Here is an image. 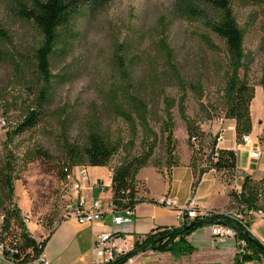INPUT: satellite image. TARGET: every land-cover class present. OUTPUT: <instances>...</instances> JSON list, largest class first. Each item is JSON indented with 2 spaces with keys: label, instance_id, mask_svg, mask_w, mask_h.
Instances as JSON below:
<instances>
[{
  "label": "rangeland",
  "instance_id": "1",
  "mask_svg": "<svg viewBox=\"0 0 264 264\" xmlns=\"http://www.w3.org/2000/svg\"><path fill=\"white\" fill-rule=\"evenodd\" d=\"M174 2L112 0L101 10L82 11L75 20L74 39L70 40L69 49H56L52 61L53 81L48 91L43 121L28 133L8 137L31 108L33 96L40 88L30 74L18 75L14 71L10 57L25 54L41 40L30 24L16 19L6 10L3 0H0V25L11 39L2 48L6 57L0 59V160L7 152L16 158L12 200L21 212L28 235L35 241H43L64 220L69 190L56 177L58 166L66 162L62 146L65 141L84 144L88 126L96 115L100 128L109 132L112 141L121 137L119 143L123 148L117 151L106 167L90 168L83 165L73 168L72 176L85 189L97 178L108 183L110 170L138 157L142 152L141 135L135 140L134 147L126 148L130 141L126 125L105 111L107 92L112 86L123 84L112 65L115 49L121 48L120 56L127 64V73L133 86L132 94L147 101L151 110L149 126L157 135L158 144L148 168L142 171L140 178L154 195L162 192L165 181L150 168L159 173L164 169L169 172L172 162L179 164L189 152L192 156L193 151L198 149V144L189 140L187 135V119L194 121L203 134L200 144L203 159L210 153V146L220 130H223V145L234 146L232 131L228 130L231 124L221 113L222 89L228 71L225 47L210 36L211 43L217 49L212 51L203 39V36L209 37L204 24L183 19L175 10ZM233 11L238 27L245 33V63L250 68V85L255 91L251 104L252 111L257 114L252 119L251 138L254 148L261 152V158L255 161L259 165L251 177L255 178L252 180L253 186L260 188V178L264 177V137L261 133L264 127V94L259 86L264 69V36L261 32L264 8L235 5ZM160 44L166 45L171 65L177 68L183 81L200 85L203 89L201 98L187 91L185 114L175 104L171 110L173 126L171 131L164 133V100L177 98L179 90ZM63 127L67 129L66 135H63ZM168 146L173 148V161L170 164L167 162ZM237 164H243L241 155H238ZM80 168L86 169V178L81 177L78 172ZM196 168L199 170L205 168V165ZM217 176L228 192L235 191L236 185L232 181L227 183L230 181L228 176ZM241 181L243 178H239V185ZM138 183L136 180V188H139ZM194 183L195 178L192 186ZM143 186V182H140V187ZM99 196L103 203L107 201L108 195L105 193ZM225 200L217 198L212 204L221 206ZM231 210H234L232 203L223 213ZM204 227L213 228L212 225ZM188 237L186 244L192 247L187 242ZM0 264L6 263L0 261Z\"/></svg>",
  "mask_w": 264,
  "mask_h": 264
},
{
  "label": "trees",
  "instance_id": "2",
  "mask_svg": "<svg viewBox=\"0 0 264 264\" xmlns=\"http://www.w3.org/2000/svg\"><path fill=\"white\" fill-rule=\"evenodd\" d=\"M110 1L112 0H3L6 10L19 21L30 24L41 40L35 48H31L25 54L10 57L14 71L18 75L30 74L40 88L33 96L31 108L25 112L21 122L8 134V137L28 133L43 121L48 91L53 81L52 61L56 56V49L64 51L69 49L70 40L74 39L75 20L82 11L101 10ZM235 5L264 8V0H175L174 2L175 10L183 19L188 22L201 21L204 24L209 37L203 36V39L212 51L217 49L211 43V37L225 47L228 71L222 89L221 113L225 120L234 122L235 142L241 145V138L250 135L253 130L250 105L255 98V91L250 85V68L245 63V33L236 23L233 11ZM261 32L264 36V24L261 25ZM10 42L8 33L0 25V59L6 57L2 48ZM160 47L164 51V58L170 63L169 70L179 90L177 98L164 100L166 119V124L163 125L164 133L171 131L173 126L171 110L175 104L185 114L187 91L201 98L203 89L200 85L185 83L177 68L171 65V56L166 45L160 44ZM120 49H115L112 65L123 84L109 89L105 97V111L126 125L130 137L126 148L134 147L135 140L141 135L142 152L138 157L125 161L113 170L110 189L111 203L116 212L125 209L134 210L139 203L140 200L136 197V176L140 170L148 167L158 144L157 135L149 126L151 115L149 103L132 94L133 86L127 73V64L120 56ZM259 86L264 94V69L261 72ZM94 119L88 126L84 144L64 142L62 147L66 162L58 166L56 173L60 182H66L73 168L83 165L90 168L108 166L117 151L123 148L119 143L121 137L112 141L109 132L100 128L97 115ZM62 130L63 135H66L67 129L63 127ZM186 132L189 140H194L198 144V149L196 152L193 151L190 160L195 175L193 186L196 187L201 177L208 171L228 176L230 181L227 183L231 181L233 183L237 177L236 153L232 150L218 148L215 150L217 138L215 136L210 146V153L203 159L200 145L203 134L194 121L186 120ZM261 133L264 137V127ZM172 150V146H168V164L173 161ZM15 159L11 152H7L0 160V250L2 258L11 264H35L50 235L41 242L32 239L22 221L20 210L13 203V183L16 180ZM171 164V167L175 166L173 162ZM198 165H205V168L197 170ZM260 182L261 187L255 188L250 177H244L240 192L236 193L234 190L229 192L234 208L243 206L254 209L259 202H264V177ZM191 223L195 225L185 230V227ZM211 225L231 228L235 233V240L246 244L248 253L242 257L236 255L233 264H244L264 257V246L250 242L248 238L251 234L241 224L224 214L211 213L208 217H197L177 228L156 230L137 241L131 251L118 256L109 264H126L130 259L146 252L171 253L176 257L189 255L194 250L186 244V237L198 228ZM247 227L249 228V223Z\"/></svg>",
  "mask_w": 264,
  "mask_h": 264
},
{
  "label": "crops",
  "instance_id": "3",
  "mask_svg": "<svg viewBox=\"0 0 264 264\" xmlns=\"http://www.w3.org/2000/svg\"><path fill=\"white\" fill-rule=\"evenodd\" d=\"M250 113L252 119L257 114L252 111V104L250 105ZM230 124L229 128L233 134L234 146L225 147L222 142L217 145V148L219 150L234 151L237 159L238 155H241L243 164L242 166L237 164V174L239 176L233 181V184L236 185L235 188L240 190L242 181L239 185V178L247 176L254 180L255 178L251 177V173L255 174L259 163L257 164V162L249 158V148L236 144L234 122L232 121ZM252 149L257 150L254 148V144ZM190 155L191 153L189 152L185 160L171 167L169 172L164 169L159 173L150 168L154 173L161 175L165 181L164 188L158 195H154L140 178L142 171L148 167L138 173L136 180L139 182V188H136V197L140 201L134 207L131 224L118 228L120 235L126 237L124 240L120 239L117 242L120 248L125 246L126 251H129L137 241L144 239L156 230L181 226L183 222L178 217L179 212L190 201L194 202L196 209L199 211L223 212L232 203L227 187L222 184L217 176L218 174L214 171L205 173L197 186H192L195 175L190 166ZM262 172H264V168H262ZM96 180L99 179L97 178ZM140 182H143V187H140ZM81 188V195L87 203L90 200H100L101 196L99 195L101 193L108 195L106 202L111 201V185L105 192H100L99 190L89 191L88 187L85 189L82 185ZM162 198L176 201V204L172 207L159 205V201ZM217 198H226L224 205L213 206L212 203ZM105 203L102 205L103 208H105ZM112 228L109 212L105 214L101 222L89 225H79L73 220H63L54 227L42 253L49 261V264H94L95 257L92 253L94 237L101 233H111ZM249 232L258 243L264 246V219L256 218L250 220ZM187 242L192 245L194 250L188 256L176 257L167 253L148 252L135 256L126 264H233L237 255L235 238L228 237L224 241L219 242L212 235L211 227L200 228L187 238ZM0 261L11 264L5 261L1 255Z\"/></svg>",
  "mask_w": 264,
  "mask_h": 264
},
{
  "label": "built area",
  "instance_id": "4",
  "mask_svg": "<svg viewBox=\"0 0 264 264\" xmlns=\"http://www.w3.org/2000/svg\"><path fill=\"white\" fill-rule=\"evenodd\" d=\"M221 123V122H220ZM230 130V128H228ZM216 147L217 145L223 142V130H220L218 134H216ZM241 145L243 147L249 148V158L252 161L260 160L261 152L259 150L252 149L253 140L250 135L243 136L241 138ZM195 142L194 140H192ZM81 167V166H80ZM76 167L74 169H77ZM108 183H103L101 180H95L89 186L90 190H99L100 192H105L106 188L111 185L112 173L110 170ZM82 178H86V169L80 168L78 169ZM237 176H239L237 174ZM66 187L69 190V200L65 208L64 220H73L79 225H89L93 223H99L103 220L105 214L109 212L112 220V232L111 233H101L96 235L93 240V248L92 253L95 257L94 264H109L114 262V260L118 256H123L129 251H126L124 248H120L117 245V242L124 240L126 237L120 235L119 227L130 225L132 222V218L134 215L133 209H125L123 211H115V207L112 205L111 201L105 203V208H103V203L101 200H90L88 203L81 195V184L72 176V172L66 178V182H64ZM237 190V191H236ZM235 192L239 193L240 190L235 188ZM176 204V201H172L168 198H162L159 201V205L172 207ZM211 213L213 214H224L229 218L237 221L241 224L247 231L249 228L247 227L248 223L252 219L260 218L264 219V202H259L256 208L248 209L243 206L235 207L234 210H231L227 213H219L217 211H199L195 208L194 202L190 201L187 205H185L179 212V218L183 223H189L193 221L195 218L200 217H208ZM212 235L219 242L224 241L228 237L234 238V231L231 228L222 226V225H213ZM237 255L242 257L246 252V244L244 242H237ZM131 260V259H130ZM129 260V261H130ZM128 261V262H129ZM35 264H49V261L44 257L43 253L38 257L35 261ZM244 264H264V258H260L259 260H254L250 262H246Z\"/></svg>",
  "mask_w": 264,
  "mask_h": 264
},
{
  "label": "water",
  "instance_id": "5",
  "mask_svg": "<svg viewBox=\"0 0 264 264\" xmlns=\"http://www.w3.org/2000/svg\"><path fill=\"white\" fill-rule=\"evenodd\" d=\"M194 225H195V223H191V224H189L188 226L185 227V230H188L189 228H191V227L194 226ZM248 240H249L250 242H255V243H257L258 246H261V247H262V245H261L260 243H258V242L256 241V239L253 238L252 235L249 236Z\"/></svg>",
  "mask_w": 264,
  "mask_h": 264
}]
</instances>
